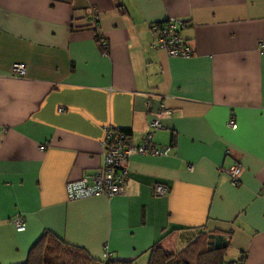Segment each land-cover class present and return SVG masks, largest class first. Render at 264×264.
<instances>
[{
    "label": "crops",
    "instance_id": "crops-1",
    "mask_svg": "<svg viewBox=\"0 0 264 264\" xmlns=\"http://www.w3.org/2000/svg\"><path fill=\"white\" fill-rule=\"evenodd\" d=\"M167 18L185 23L189 59L154 46L149 27ZM260 44L264 0H0V264H23L43 235L98 262L104 248L146 264L153 247L197 241L226 246L221 264H264ZM160 102L170 116L151 141L168 156H131L121 196L67 200V182L100 166L103 128L136 145ZM232 164L234 186L219 172Z\"/></svg>",
    "mask_w": 264,
    "mask_h": 264
},
{
    "label": "built area",
    "instance_id": "built-area-1",
    "mask_svg": "<svg viewBox=\"0 0 264 264\" xmlns=\"http://www.w3.org/2000/svg\"><path fill=\"white\" fill-rule=\"evenodd\" d=\"M91 29L95 34V40L101 50L102 55L107 51V43L97 32L98 17L94 11L90 13ZM185 23L180 20L164 19L159 24L150 25V32L153 36V44L160 49L169 58L189 59L192 56V50L187 42L181 38V31L185 28ZM259 48H264L260 44ZM25 69L22 64L14 63L11 65L10 73L13 77H22ZM62 109L59 108V112ZM170 111L164 107L163 102L158 105L156 116L147 123L148 131L141 141L134 145L120 131L105 126L103 128V141L100 145V166L91 173H83L75 180L67 182L65 185V196L67 200H77L91 196H101L110 199L114 196H121L127 182L128 174L126 163L131 156H153L166 157L170 152L169 146L158 147L151 141L153 132L162 128L161 119H167ZM227 128L234 130L235 124L231 118L226 122ZM40 147L39 150H42ZM219 172L224 173L231 185H236L240 169L237 164H232L228 168H220ZM153 195L163 197L167 194L166 186L156 184L152 186ZM13 228L17 231H23L24 225L22 219L15 215L11 220ZM111 259V254L104 248L101 262ZM237 264H241L238 261Z\"/></svg>",
    "mask_w": 264,
    "mask_h": 264
},
{
    "label": "trees",
    "instance_id": "trees-1",
    "mask_svg": "<svg viewBox=\"0 0 264 264\" xmlns=\"http://www.w3.org/2000/svg\"><path fill=\"white\" fill-rule=\"evenodd\" d=\"M162 22V21H161ZM159 22V23H161ZM159 23H156L159 24ZM118 130V129H116ZM129 138L127 130H118ZM198 242L187 245L176 254L169 253L159 247L149 250L146 264H221L226 246L210 250H199ZM243 257L238 261L242 262ZM237 261V262H238ZM237 262L233 264H237ZM23 264H128L109 259L98 262L90 259L82 250L76 247L61 244L52 238L43 235L28 252Z\"/></svg>",
    "mask_w": 264,
    "mask_h": 264
}]
</instances>
